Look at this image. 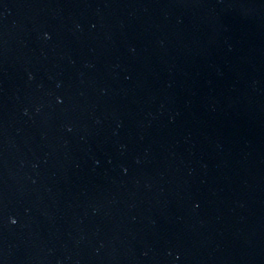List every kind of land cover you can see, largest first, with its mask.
<instances>
[{
	"label": "water",
	"instance_id": "95a60500",
	"mask_svg": "<svg viewBox=\"0 0 264 264\" xmlns=\"http://www.w3.org/2000/svg\"><path fill=\"white\" fill-rule=\"evenodd\" d=\"M0 264H264V0H0Z\"/></svg>",
	"mask_w": 264,
	"mask_h": 264
},
{
	"label": "clouds",
	"instance_id": "9594fccd",
	"mask_svg": "<svg viewBox=\"0 0 264 264\" xmlns=\"http://www.w3.org/2000/svg\"><path fill=\"white\" fill-rule=\"evenodd\" d=\"M15 221H13V223H14Z\"/></svg>",
	"mask_w": 264,
	"mask_h": 264
}]
</instances>
